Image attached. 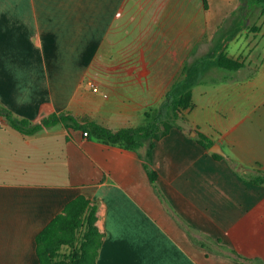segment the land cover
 I'll use <instances>...</instances> for the list:
<instances>
[{"label":"crops","instance_id":"obj_1","mask_svg":"<svg viewBox=\"0 0 264 264\" xmlns=\"http://www.w3.org/2000/svg\"><path fill=\"white\" fill-rule=\"evenodd\" d=\"M220 1L0 0V104L33 122L70 112L112 129L145 124L228 21L234 6ZM207 64L194 106L153 149L156 187L145 148L62 123L25 134L0 116V264H39L37 234L78 196L97 207L96 264H241L221 244L264 264V184L246 179L264 171V63Z\"/></svg>","mask_w":264,"mask_h":264},{"label":"trees","instance_id":"obj_2","mask_svg":"<svg viewBox=\"0 0 264 264\" xmlns=\"http://www.w3.org/2000/svg\"><path fill=\"white\" fill-rule=\"evenodd\" d=\"M248 5H240L236 9L237 20L247 19L253 7L263 4L264 0H247ZM205 57L197 59L191 65L183 68L182 75L172 85L166 94L165 101L156 108L146 112L148 121L139 126L121 127L119 129L109 128L95 120L81 118L70 112L51 113L39 122H33L28 118H20L11 110L0 104V116L4 117L13 127L25 134H34L46 127L64 124L66 127L88 130L90 135L107 140L109 142L121 143L133 150L145 148L141 153L143 164L149 178L156 187L158 172L152 167V152L157 140L165 136L177 125L167 118L174 117L176 120L181 117L183 110L193 107L192 86L195 84L197 75L202 70ZM215 64L221 68L236 70L245 65L240 58L230 56L222 49L215 58ZM198 142L205 148H210L214 142L206 134L199 132ZM215 157L222 158L219 153L212 152ZM233 167H240L239 161L232 158ZM246 179L255 184H264V171H256L249 174ZM162 199L167 202L166 196L159 190ZM97 207L88 198L78 196L66 204L63 211L57 214L36 237L37 254L39 264H96V256L101 245V233L96 226ZM179 218H182L179 215ZM191 236H194L195 229L185 224ZM221 244V239L217 240ZM202 247L206 243L198 241ZM62 246L70 248L69 252L62 253ZM225 252H229L239 263L249 264L252 260L234 248L221 244ZM223 253V252H222ZM61 257L60 259H57Z\"/></svg>","mask_w":264,"mask_h":264},{"label":"rangeland","instance_id":"obj_3","mask_svg":"<svg viewBox=\"0 0 264 264\" xmlns=\"http://www.w3.org/2000/svg\"><path fill=\"white\" fill-rule=\"evenodd\" d=\"M224 2L221 0L219 5L222 7L224 5L234 6L233 10L224 17L228 21L222 27L217 28L213 36L207 37V42L197 45L199 47L197 55H203L205 57L204 65L208 63L210 68L218 67L214 60L222 49L235 58L243 59L248 67L262 65L264 63V3L253 7L250 16L240 21L237 20L238 17L234 14V10L238 9L240 5H248V1L227 0L226 3ZM236 20L240 22H236ZM167 119L177 123V120L172 116ZM207 243L206 247L211 252H219L216 245L208 241ZM69 251V247L62 246V253Z\"/></svg>","mask_w":264,"mask_h":264},{"label":"water","instance_id":"obj_4","mask_svg":"<svg viewBox=\"0 0 264 264\" xmlns=\"http://www.w3.org/2000/svg\"><path fill=\"white\" fill-rule=\"evenodd\" d=\"M210 150L212 152H216V153H219V154H225V152L221 149L220 145L219 144H213L211 147H210Z\"/></svg>","mask_w":264,"mask_h":264},{"label":"built area","instance_id":"obj_5","mask_svg":"<svg viewBox=\"0 0 264 264\" xmlns=\"http://www.w3.org/2000/svg\"><path fill=\"white\" fill-rule=\"evenodd\" d=\"M90 85L92 86V89L94 91H99V87L94 83V82H90ZM2 122V120L0 119V123ZM84 135L85 136H89L90 135V132L88 130H85L84 131Z\"/></svg>","mask_w":264,"mask_h":264}]
</instances>
